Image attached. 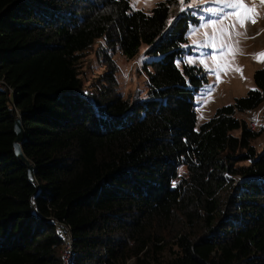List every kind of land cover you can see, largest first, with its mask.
<instances>
[{"label":"trees","instance_id":"1","mask_svg":"<svg viewBox=\"0 0 264 264\" xmlns=\"http://www.w3.org/2000/svg\"><path fill=\"white\" fill-rule=\"evenodd\" d=\"M174 3L147 14L127 0H0V80L12 92L0 90V264H67L63 231L45 219L69 232L70 264H264L262 131L237 117L263 101L264 66L255 90L196 131L205 76L175 64L195 20L163 33ZM96 43L103 98L115 90L109 51L161 55L145 65L147 99L90 102L79 67ZM15 112L36 184L13 154Z\"/></svg>","mask_w":264,"mask_h":264},{"label":"rangeland","instance_id":"2","mask_svg":"<svg viewBox=\"0 0 264 264\" xmlns=\"http://www.w3.org/2000/svg\"><path fill=\"white\" fill-rule=\"evenodd\" d=\"M127 1L131 11L142 10L150 14L151 9L156 4L167 0H153L151 6L146 5L143 0H140V2H136V0ZM174 1L175 3L172 5L170 14L165 22L163 33L167 32L172 27L175 20L184 14L195 20L194 22L190 20L188 22L185 33L186 42L180 46L182 53L175 60V64L179 61L180 65L177 68L183 71V65H187L184 61L191 58L193 63L187 66L201 69L205 76V81L200 86L198 92L195 93L193 99L196 111L195 130L198 131L202 125L214 117L219 109L229 107L234 103V100L243 98L248 92L256 89L253 77L254 73L264 66V63L256 59V54L264 52V3H261V0H245L247 6L256 10L257 15L254 17L256 23H252V21L249 20L245 27H240V25L237 24L236 28L230 29V38L225 37V39L235 47V55H225L220 52H217L216 55L223 56L224 59L231 61L233 70L220 72V79L222 82L218 83L215 71L216 64L212 59L213 49L200 46L205 41L204 33L207 32L211 35L213 29L212 27L204 28L201 27V25L206 24L210 19H220L223 16V13L216 15L207 12L206 9L208 8H224V12L234 11V9L215 3L214 0H195V3L194 0H184L183 4L180 3V0ZM182 7L185 9L184 11H181ZM170 19L173 20L171 25L168 23ZM234 21L235 17H229L223 19L222 24L223 26H228ZM238 32L243 33V35H237ZM193 41L197 43L194 44ZM217 43H219V41ZM184 45H187V47ZM149 47L150 44H142L137 53L131 58L122 55L118 50L108 52V55L114 62L117 73L115 74V90H112L113 94L107 96L110 98H103L98 95V93L101 92L100 80L108 70L101 63L102 57L100 55L97 56L98 43L94 44L85 52L79 67V78H81L83 85L82 92L88 94L90 102L96 105L107 104L108 101H111L113 95H120L124 100H131L135 92H138L140 101L147 99L148 76L145 71V65H147L149 71H151L150 63L161 57L159 54L148 53ZM225 52L227 53V50H225ZM142 56L144 59H141ZM202 59L206 61L207 67L212 69V71L206 70L205 65L200 63ZM236 67L243 69V76H241L240 72L234 70ZM209 85H211V88L208 87ZM104 86H106L107 89L109 88V85L106 83ZM17 116H19V113ZM245 116L254 118L257 121L255 129L251 128ZM237 117L243 119L251 130L262 131V133L254 139L253 144L258 152L264 151V99L253 111H244L237 115ZM233 134L237 135L238 132H234ZM182 169L184 170V168ZM54 222L57 223L56 221ZM55 226H57L58 229H62L64 234L62 238L64 237L63 239L66 238L67 240L65 241L63 251L67 259L69 253L72 251L71 236L61 224H55ZM68 243L69 246H67Z\"/></svg>","mask_w":264,"mask_h":264},{"label":"snow or ice","instance_id":"3","mask_svg":"<svg viewBox=\"0 0 264 264\" xmlns=\"http://www.w3.org/2000/svg\"><path fill=\"white\" fill-rule=\"evenodd\" d=\"M136 2H140V0H136ZM143 2L151 6L153 0H143ZM215 3L224 5L227 8L234 9V11L230 12H224V8H208L206 9L207 12L213 13L216 15H219L220 13H223V16L220 19H210L207 21L206 24H202L201 27L207 28L212 27L213 32L211 35H209L207 32L204 33L205 35V41L200 45L201 47L205 48H212L213 49V56L212 59L214 60L216 64V74H217V82H222L220 79V72H227L230 70H233L232 63L229 60H226L223 58V56H217L216 53L220 52L225 55L231 54L232 56L235 55L236 49L235 47L225 39V37L230 38V29L236 28V25L239 24L240 27H245L246 23L251 20L252 23H256L255 16L257 15L256 10L252 7H249L246 5L245 0H214ZM180 3L183 4L184 0H180ZM195 3V0H194ZM261 3H264V0H261ZM191 6V5H190ZM185 9L182 7L181 11H184ZM229 17H235V21L228 25L223 26L222 21L223 19H227ZM169 25L173 23V20L168 21ZM237 35H243V33H237ZM219 41V43H217ZM193 43H197L196 41H193ZM187 47V45H184ZM227 50V53L225 52ZM141 59H144L142 56ZM256 59L259 62L264 63V52H260L256 54ZM185 64L191 65L193 63L191 58H188L184 61ZM201 64L205 65L206 70L212 71V69H209L207 67L206 61L201 60ZM177 67H179L180 62H176ZM235 71L240 72L241 76H243V69L236 67L234 69ZM211 88V85L208 86ZM181 172H183V169H181ZM173 186H175V182L173 183Z\"/></svg>","mask_w":264,"mask_h":264},{"label":"water","instance_id":"4","mask_svg":"<svg viewBox=\"0 0 264 264\" xmlns=\"http://www.w3.org/2000/svg\"><path fill=\"white\" fill-rule=\"evenodd\" d=\"M14 140L12 143L13 154L18 162L26 168L28 179L35 183V168L31 161H29L22 153V144L24 142V131L21 124V118L16 117L13 122ZM45 222L49 224H56L53 220L45 219ZM63 227V226H62ZM64 228V227H63Z\"/></svg>","mask_w":264,"mask_h":264},{"label":"built area","instance_id":"5","mask_svg":"<svg viewBox=\"0 0 264 264\" xmlns=\"http://www.w3.org/2000/svg\"><path fill=\"white\" fill-rule=\"evenodd\" d=\"M0 90L6 91V93H7L8 96H10V94L12 93L11 92V89L2 80H0ZM249 112H251V110ZM15 113H16V117H19L20 116V114H19V116H17V114H18L17 112H15ZM239 114H241V113H239ZM245 118L247 119V122L250 124L251 128L252 129H255V127L257 125V121L254 118H248L246 116H245ZM64 241H67L66 238L64 239ZM67 246H69V243L67 244ZM72 256H73V252L71 251L69 253L68 258L66 259L67 264H70V258H72Z\"/></svg>","mask_w":264,"mask_h":264}]
</instances>
